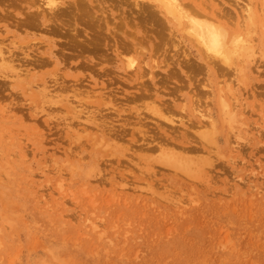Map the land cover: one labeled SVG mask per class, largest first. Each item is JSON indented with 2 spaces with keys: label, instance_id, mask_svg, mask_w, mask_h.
<instances>
[{
  "label": "rangeland",
  "instance_id": "obj_1",
  "mask_svg": "<svg viewBox=\"0 0 264 264\" xmlns=\"http://www.w3.org/2000/svg\"><path fill=\"white\" fill-rule=\"evenodd\" d=\"M152 1L0 0V264H264V0Z\"/></svg>",
  "mask_w": 264,
  "mask_h": 264
},
{
  "label": "bare ground",
  "instance_id": "obj_2",
  "mask_svg": "<svg viewBox=\"0 0 264 264\" xmlns=\"http://www.w3.org/2000/svg\"><path fill=\"white\" fill-rule=\"evenodd\" d=\"M93 1V0H92ZM54 2V1H52ZM56 2V1H55ZM87 2V1H86ZM99 2V1H98ZM156 2H159V3H162L163 5H165L164 7H166L165 11H167V13L169 15H171V17H173L175 20L177 19L179 21V24H181V17H186V16H182L181 12L183 10V7H182V4L179 2V0H155V1H152V3L154 4V6H159V4H157ZM92 3V2H91ZM94 3V2H93ZM188 4V3H187ZM48 5V4H47ZM147 5V4H146ZM161 5V4H160ZM191 5V4H190ZM54 6V5H53ZM59 7V6H58ZM145 7V6H144ZM163 7V6H162ZM55 8V7H54ZM53 9V8H52ZM57 9V5H56V8ZM160 10V9H159ZM80 13V12H79ZM163 14V13H162ZM188 16V14H186ZM188 18H190L188 16ZM197 19H192L191 20V31L193 32V30H195L197 32V36H199L200 38H203V40L208 44V46L210 47V49L212 51H216V52H224V53H228L227 56H226V60L225 61H228L231 59V56L233 54H231L230 50L227 49L226 46L221 45L220 43L221 42H224L225 39L222 41L223 38H225L223 36V32L222 31H225V30H222L221 27L219 28L218 26L215 27V29H213L211 26L212 24H210L211 26L207 25L208 22L205 21V25L200 23L201 21H195ZM207 25V26H206ZM216 28H219V29H216ZM219 30L221 31L219 34L222 35L220 36L218 34ZM225 33V32H224ZM221 41V42H220ZM220 48L222 51H220ZM244 48V47H243ZM246 48V46H245ZM252 50V49H251ZM2 52V51H1ZM223 53V54H224ZM226 55V54H225ZM251 55V54H250ZM225 57V56H224ZM224 60V58H223ZM129 61V60H127ZM224 61V62H225ZM134 65V61H130L128 63V66L129 67H132ZM211 123V122H210Z\"/></svg>",
  "mask_w": 264,
  "mask_h": 264
}]
</instances>
